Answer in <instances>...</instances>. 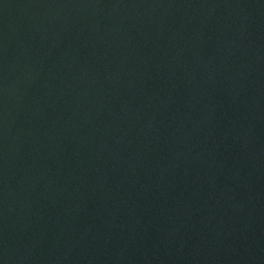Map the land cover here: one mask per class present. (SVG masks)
I'll return each instance as SVG.
<instances>
[{
  "label": "water",
  "instance_id": "water-1",
  "mask_svg": "<svg viewBox=\"0 0 264 264\" xmlns=\"http://www.w3.org/2000/svg\"><path fill=\"white\" fill-rule=\"evenodd\" d=\"M0 264H264V0H0Z\"/></svg>",
  "mask_w": 264,
  "mask_h": 264
}]
</instances>
